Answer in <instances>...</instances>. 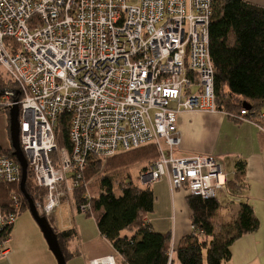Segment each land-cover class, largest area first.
Wrapping results in <instances>:
<instances>
[{
	"label": "built area",
	"instance_id": "obj_1",
	"mask_svg": "<svg viewBox=\"0 0 264 264\" xmlns=\"http://www.w3.org/2000/svg\"><path fill=\"white\" fill-rule=\"evenodd\" d=\"M213 2L0 0V71L16 85V92L0 90V109L19 108L20 148L35 188L45 191L42 202L33 201L39 215L50 217L71 195L89 158L146 145L158 152L139 174L146 188L167 177L173 191L203 199L225 189L213 157L175 155L178 116L217 111L209 55ZM63 113L70 115V148L56 142ZM246 115L241 110L238 118ZM20 179L19 164L0 155V183ZM11 197V213L0 207V256L7 251L3 232L18 216L19 199ZM89 264L118 262L107 255Z\"/></svg>",
	"mask_w": 264,
	"mask_h": 264
},
{
	"label": "trees",
	"instance_id": "obj_2",
	"mask_svg": "<svg viewBox=\"0 0 264 264\" xmlns=\"http://www.w3.org/2000/svg\"><path fill=\"white\" fill-rule=\"evenodd\" d=\"M209 55L214 72L217 111L264 127L259 120L260 113L264 112V8L246 0H214L209 24ZM3 89L16 92V85L0 71V90ZM244 109L247 115L239 119L240 111ZM0 112L7 118L9 138L8 110L0 109ZM69 125L70 115L60 114L55 131L58 147L70 148ZM0 155L16 162L11 148H0ZM157 158L158 152L153 145L109 158L91 157L78 186L71 192L72 203L79 213L81 205H88L84 215L94 219L100 235L117 253L118 264H168L171 234L155 232L147 222L154 211L155 196L149 187H136L129 174L133 166L142 164L145 169ZM235 169L233 179L225 185L231 193L244 187L245 163L237 162ZM25 190L33 201L35 194L40 199L45 195L44 190L35 188L29 169ZM12 193L19 199L17 214L28 211L19 184L0 183L3 213L13 211ZM186 204L191 212L193 230L181 239L174 253L179 264H226L231 259V245L259 226L252 207L247 203L238 204L227 224H219L215 220L221 210L216 197L203 199L188 195ZM11 227L3 232V240H8ZM55 233L67 262L77 255L68 248L76 232L71 228ZM173 262L172 258L170 264Z\"/></svg>",
	"mask_w": 264,
	"mask_h": 264
},
{
	"label": "crops",
	"instance_id": "obj_3",
	"mask_svg": "<svg viewBox=\"0 0 264 264\" xmlns=\"http://www.w3.org/2000/svg\"><path fill=\"white\" fill-rule=\"evenodd\" d=\"M246 1L264 8V0ZM0 122V148L8 150L11 145L4 113H1ZM177 132L180 138L175 150L177 157L211 156L221 166L227 181L233 179L236 163H245L244 187L233 193L228 189L216 192L221 210L215 220L227 224L238 204L251 206L259 226L231 245V259L226 264H264V127L246 119H233L223 111L195 110L184 111L178 116ZM149 189L155 196V204L147 222L155 232H170V249L175 253L181 239L193 230L191 212L186 204L188 195L173 191L167 177L152 183ZM227 197L236 203L229 205L231 201L228 202ZM220 199L226 201L224 205ZM47 220L55 232L71 228L76 232L68 248L77 255L66 264H89L107 255L117 257L113 247L100 235L94 219L79 213L72 202H61ZM5 248L7 251L0 256V264H57L29 211L16 217ZM172 258L173 264H179L175 254Z\"/></svg>",
	"mask_w": 264,
	"mask_h": 264
},
{
	"label": "water",
	"instance_id": "obj_4",
	"mask_svg": "<svg viewBox=\"0 0 264 264\" xmlns=\"http://www.w3.org/2000/svg\"><path fill=\"white\" fill-rule=\"evenodd\" d=\"M18 116H19V108L17 105H14L8 111V123H9L8 129H9V141H10L11 149L13 150V156L15 157L16 162L19 164L21 168V179L19 182V190L23 198L26 200L28 211L32 216V218L34 219V221L39 226L43 234V237L49 247V250L55 257L57 264H66L55 231L50 226L47 218L39 215V213L35 208L33 200L25 190V182L27 177V161L19 144Z\"/></svg>",
	"mask_w": 264,
	"mask_h": 264
},
{
	"label": "rangeland",
	"instance_id": "obj_5",
	"mask_svg": "<svg viewBox=\"0 0 264 264\" xmlns=\"http://www.w3.org/2000/svg\"><path fill=\"white\" fill-rule=\"evenodd\" d=\"M0 117H1V113H0ZM0 128H1V122H0ZM143 169V165H136V166H133L130 170H129V174H130V181L136 186V187H140V188H146V186H143L140 181H139V174L140 172L142 171ZM151 184L148 186L150 187ZM176 192H184V191H176ZM185 193V192H184ZM217 197L219 198L218 194H217ZM34 198H35V201L37 202H42L43 199H44V196L42 197V199H40L38 196H36V194L34 195ZM228 198V197H227ZM222 201V204L224 205V203L226 201L220 199ZM233 199L231 197L228 198V202L231 201L232 203H234L232 201ZM62 202H73L72 199H71V195L65 199H63ZM236 203V202H235ZM230 205V204H229ZM226 207V205L224 206Z\"/></svg>",
	"mask_w": 264,
	"mask_h": 264
}]
</instances>
